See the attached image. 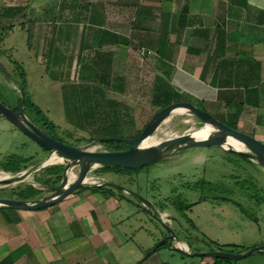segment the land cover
I'll use <instances>...</instances> for the list:
<instances>
[{"label":"crops","instance_id":"obj_1","mask_svg":"<svg viewBox=\"0 0 264 264\" xmlns=\"http://www.w3.org/2000/svg\"><path fill=\"white\" fill-rule=\"evenodd\" d=\"M18 30L48 70L64 57L69 91L108 98L106 85L123 88L140 58L153 59V90L172 88L264 141V0H0L1 49ZM84 194L0 206V264H112L129 241L120 228L129 214L115 195Z\"/></svg>","mask_w":264,"mask_h":264},{"label":"rangeland","instance_id":"obj_2","mask_svg":"<svg viewBox=\"0 0 264 264\" xmlns=\"http://www.w3.org/2000/svg\"><path fill=\"white\" fill-rule=\"evenodd\" d=\"M26 37L18 30L13 40L4 43V50L0 47V60L8 71L0 68V88L5 93L1 101L15 105L19 98L22 101L23 90L25 102L32 101L43 113L38 114L24 103L26 115L51 135L76 142L83 148H128L129 143L124 141L104 144L98 137L91 138L93 133L68 119L66 101L70 85L65 83L69 77L68 63L62 56L54 69L48 70L33 54L37 49L36 43L30 42L29 50ZM4 51L6 55H3ZM149 60L140 58L137 70L127 71L128 80L124 81L123 88L118 85L121 81L106 85L108 98L122 103L119 112L125 136L144 128L160 107L154 103L156 89L153 90L152 84L157 75L156 67L154 60ZM22 71H25V76ZM200 105L210 110L203 103ZM43 115L53 121L55 127L43 124L40 118ZM214 116L219 117L216 113ZM167 118L152 135L156 133L159 138H167L191 132V138H194L201 133L195 129L206 124L190 110L170 114ZM222 143L223 146L170 148L164 159L143 166L89 167L88 179L82 186L104 184L111 187L116 191L121 208H124L120 214L123 217L129 214L128 219L120 224L129 241L113 252L114 257H109L110 263L213 264L214 257L193 255L188 251L243 252L264 244V165L226 149L228 146ZM47 155L46 148L1 116L0 171L10 173L7 178H17L12 181L0 179V196L22 197L20 191L30 192L27 183L51 194L55 189L52 184L44 182L48 175L42 166ZM13 157L19 158V167L24 168L18 172H7L3 168L13 167L16 163L10 162ZM61 162H65V169L68 167L64 174L67 179L69 170L79 174V164L70 159L63 158L48 165ZM88 191L90 189L83 188L80 193ZM128 199L136 205L130 204ZM166 224L172 227L176 236L160 243L170 231ZM227 261L228 264H264V250H255L248 256Z\"/></svg>","mask_w":264,"mask_h":264},{"label":"water","instance_id":"obj_3","mask_svg":"<svg viewBox=\"0 0 264 264\" xmlns=\"http://www.w3.org/2000/svg\"><path fill=\"white\" fill-rule=\"evenodd\" d=\"M25 98V93L22 90V101L18 110L12 109L0 100V116H5L11 122L16 124L20 129H22L33 140L38 142L42 147L46 148L48 150V157L53 152H56L58 155L70 159L74 163H78L80 166V170L79 174L73 181L68 180L64 175V179H62V181L55 187V190L47 196L39 198L35 201H27L20 198L0 196V206H10L14 208L25 209L47 207L62 200L65 196L81 187L86 181V174L91 165H110L122 167L143 166L164 159V155L170 148L206 146L216 144L222 145V142L226 136L234 137L247 146L246 149L237 148L235 146L225 147L226 149L248 156L264 165V141L262 139L251 133L239 129L238 127L231 126L230 124L214 116L210 111L190 100H178L162 107L147 122L140 134L136 136H109L103 138V140L105 141H124L129 143L130 147L116 150H97L83 148L76 144L62 141L40 128L26 115L24 107ZM178 107H183L186 110H190L205 123L212 124L214 131L208 136L199 139H191L188 133H183L161 139L160 141L152 145H142L143 141L153 134L159 124L163 120H165L173 110ZM47 164L48 163L43 162L42 166H45ZM67 169L68 167L65 169L64 174H66ZM16 178L17 177L12 176L10 178L4 179H9L12 181L16 180ZM145 201L147 203H150L146 199ZM166 225L171 232L170 238H175L176 235L172 227L168 224ZM164 241L165 240H162L160 243ZM255 250H264V244L252 246L250 249L243 252H231L226 250H212L207 252L187 251L193 255L242 258L252 254Z\"/></svg>","mask_w":264,"mask_h":264},{"label":"trees","instance_id":"obj_4","mask_svg":"<svg viewBox=\"0 0 264 264\" xmlns=\"http://www.w3.org/2000/svg\"><path fill=\"white\" fill-rule=\"evenodd\" d=\"M22 75L25 76V71L21 72ZM69 99H67L66 108L68 111V119L75 125H78V127L82 129L89 130L93 135H91V138L98 137L102 143H112V142H119L118 140H103L104 137L109 136H125L123 133V126H122V116H120L119 112V106H121V102L114 98H106L104 97L102 92L96 91V93H91L88 91H84L82 89H72L69 91ZM5 93L0 88V100L1 97L4 96ZM85 96V98H84ZM71 97V98H70ZM184 98L180 97L177 92H175L172 88L167 90V88L162 85H158L156 87V92L154 95V103L159 105V110L178 100H183ZM21 99L19 98L17 104L7 103L6 101H3L8 106H11L12 108H18V106L21 104ZM26 100L25 106L27 105L34 109L38 114H43L38 106H36L32 101ZM71 102V105L69 104ZM203 107V106H202ZM205 108V107H203ZM73 113V114H72ZM43 124H45L48 127H55V124L53 121H50L46 116H41ZM231 126L236 127L235 124L229 123ZM143 129V128H142ZM139 130L136 134H131L130 136H136L140 134L142 131ZM56 137V136H55ZM62 141H65L64 139H61L59 137H56ZM71 144H76V142H70L65 141ZM227 145V144H225ZM130 147V144L127 146ZM108 148V147H107ZM110 150H116L121 149V147H117L115 149L108 148ZM243 155V154H242ZM245 156V155H244ZM20 159L17 157H13L11 159V163L16 162L13 167H7L3 168L7 172H18L22 170L24 167L20 166ZM66 165L64 163H54L45 166L44 171L48 175V177L45 179V183L52 184L53 189L60 183L64 176V170ZM102 168H109L110 165H102ZM27 187L29 188V193H25L20 191L23 196L19 198L28 199V198H38L40 194L42 193V189L27 183ZM86 188L90 189V191H101L106 196L110 197L113 195H116V191L113 190L111 187L106 186L104 184L100 185H88V186H82L77 189V191H80L81 189ZM184 208V206H181ZM167 242V241H165ZM229 258L225 257H214L213 264H228Z\"/></svg>","mask_w":264,"mask_h":264},{"label":"bare ground","instance_id":"obj_5","mask_svg":"<svg viewBox=\"0 0 264 264\" xmlns=\"http://www.w3.org/2000/svg\"><path fill=\"white\" fill-rule=\"evenodd\" d=\"M186 111L185 108L183 107H178L176 108L175 110L172 111L171 114H174V113H177V112H184ZM168 119V118H167ZM195 130H199L201 133L197 136V137H194V138H191V132L188 133L189 137L191 139H199V138H203V137H206L208 136L209 134H211L213 131H214V128H213V125L210 124V123H206L205 126L203 128H200V129H195ZM195 130H192V131H195ZM161 139H164V138H159L156 136V133L155 135H151L149 137H147L142 145H152V144H155L157 143L158 141H160ZM223 142L225 144H227V146H235L237 148H243V149H246L247 146L239 141L238 139L234 138V137H231V136H226L225 139L223 140ZM64 157H62L61 155H58L56 152H53L44 162L45 163H51V162H55L58 160H61L63 159ZM68 180H73L74 178H76V173L73 171V170H69L68 171ZM10 176V173H6V172H3V171H0V179L2 178H7ZM88 179V177H86V180ZM5 180V179H4ZM185 247H187L188 245L184 244ZM189 249V247H188Z\"/></svg>","mask_w":264,"mask_h":264},{"label":"flooded vegetation","instance_id":"obj_6","mask_svg":"<svg viewBox=\"0 0 264 264\" xmlns=\"http://www.w3.org/2000/svg\"><path fill=\"white\" fill-rule=\"evenodd\" d=\"M7 105V104H6ZM20 106V105H19ZM19 106H18V108H19ZM9 107H11V106H9ZM12 108V107H11ZM18 108H12V109H14V110H18ZM2 116V115H1ZM0 116V117H1ZM166 236H167V238L165 239V241H167L168 239H170V236H171V232L169 231L167 234H166Z\"/></svg>","mask_w":264,"mask_h":264},{"label":"built area","instance_id":"obj_7","mask_svg":"<svg viewBox=\"0 0 264 264\" xmlns=\"http://www.w3.org/2000/svg\"><path fill=\"white\" fill-rule=\"evenodd\" d=\"M148 51H150V50H148ZM67 159V158H66Z\"/></svg>","mask_w":264,"mask_h":264}]
</instances>
